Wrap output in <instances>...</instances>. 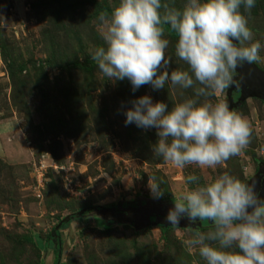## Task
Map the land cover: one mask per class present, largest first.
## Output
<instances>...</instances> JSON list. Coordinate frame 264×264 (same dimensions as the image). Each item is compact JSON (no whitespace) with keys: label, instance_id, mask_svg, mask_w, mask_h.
<instances>
[{"label":"rangeland","instance_id":"rangeland-1","mask_svg":"<svg viewBox=\"0 0 264 264\" xmlns=\"http://www.w3.org/2000/svg\"><path fill=\"white\" fill-rule=\"evenodd\" d=\"M161 2L182 10L186 0ZM118 4L119 0H0V257L4 258L0 264H140L141 252L137 256L136 252L144 245L155 255L150 259L145 253L144 264H188L164 255L169 244L179 245L173 251L177 256L185 251L193 256L192 264H206L185 241L196 231L212 229H194L190 223L172 228L167 239L155 223L138 228L91 208L153 197L149 178L160 189L167 185L178 199L184 191L225 172L246 182L264 163V100L255 96L230 107L249 122L252 133L248 146L222 165L177 168L153 155L156 128L126 125V110L144 95L153 103L163 101L171 110L194 98V89L173 87L169 81L160 90L146 84L133 91L127 78L113 82L102 74L91 58L95 48L107 47L98 17L101 12L111 15ZM261 6L240 11L247 17L253 41L262 45V59L256 64L264 69ZM164 27V38L169 40L166 56L172 60L169 72H190L175 55L177 34ZM86 60L96 67L84 69ZM9 68L17 71L15 80ZM235 92L240 90L233 88L236 100L240 93L235 98ZM196 99L228 104L229 88L218 96ZM189 175L198 181L186 182ZM85 208L86 213L58 227L64 217ZM100 219L112 227L106 230L98 224ZM56 233L58 243L53 240ZM120 242L123 251H115Z\"/></svg>","mask_w":264,"mask_h":264},{"label":"clouds","instance_id":"clouds-1","mask_svg":"<svg viewBox=\"0 0 264 264\" xmlns=\"http://www.w3.org/2000/svg\"><path fill=\"white\" fill-rule=\"evenodd\" d=\"M254 6L255 0H186L177 10L161 0H119L111 15L100 13V34L107 47L95 48L91 58L108 80L127 78L133 91L146 84L160 90L169 81L173 87L194 89V98L171 110L163 101L153 103L149 95L133 100L126 110V125L156 128L155 157L177 168H215L250 143L252 129L242 115L227 103H198L196 98L222 94L237 84L238 66L261 61L262 45L253 41L240 11L243 7L250 12ZM165 25L177 34L175 55L190 72H169ZM196 181L195 175L186 178L188 183ZM149 188L154 198L162 197L159 184L150 178ZM181 218L192 224L212 222V230L196 231L185 241L206 264H264V199L254 185L225 172L174 201L166 220L179 225Z\"/></svg>","mask_w":264,"mask_h":264},{"label":"water","instance_id":"water-1","mask_svg":"<svg viewBox=\"0 0 264 264\" xmlns=\"http://www.w3.org/2000/svg\"><path fill=\"white\" fill-rule=\"evenodd\" d=\"M237 75L234 77L236 79L237 84L231 85L229 87V100L228 106L229 108L232 107L233 104H238L242 100H244L248 96H255L259 97L264 100V69L260 68L256 63H244L243 65L238 66ZM233 88L240 90L239 97L235 100L232 94ZM247 183L252 184L255 186L256 191L259 193L260 197L264 199V163L260 165L259 170L257 171L256 175L251 177L247 180ZM150 199L149 198L145 203H138V206H130V207H122V206H114V207H101V206H94L90 207L91 209L96 208L97 210H101V212L105 215H109L110 212H118L124 214L127 220L124 222H129L136 224L138 228L142 227V225H148L151 222L154 224H164L166 223L167 226H174L171 225V222H164L159 216L160 214H156L154 219H151L153 215L150 213ZM159 199V198H158ZM169 199L167 201L159 200L160 203L164 204L166 202L167 207H173L174 203H169ZM251 210V209H249ZM87 208L76 212L70 216L64 217L60 222L58 227L64 222H67L75 215L80 216L86 213ZM202 222L199 221L195 223V227L201 226ZM176 226H186V224L179 222V225ZM189 226V225H188ZM57 234V233H56ZM56 236L53 237V240Z\"/></svg>","mask_w":264,"mask_h":264},{"label":"trees","instance_id":"trees-1","mask_svg":"<svg viewBox=\"0 0 264 264\" xmlns=\"http://www.w3.org/2000/svg\"><path fill=\"white\" fill-rule=\"evenodd\" d=\"M260 6V5H262L261 7H264V0H255V7L256 6ZM2 51H4V48L2 49L1 48V52ZM3 53V55H4V52H2ZM4 61L8 64L7 66H9L10 65V63L6 60V57H5V55H4ZM75 63H78V64H80V65H82L81 63H79V62H77V61H74ZM87 65V66H86ZM95 65H93V61L92 60H90V61H85V63L83 64V67H84V69H88V68H92V67H94ZM96 67V66H95ZM9 70H11V73H10V76H11V78H13V80H15L16 79V77H17V71L16 70H12V68H9ZM76 92H77V90H75ZM239 93L240 92H235L234 93V95H235V98H237V96L239 95ZM77 96V95H76ZM144 143H146V144H148L147 142H144ZM157 184H159V183H157ZM162 191H163V195H162V197H160L159 199H172V200H176V199H173V197H172V193H171V191H170V189L169 188H167V185H165V184H163V186H162ZM87 212V211H86ZM100 222L98 223L100 226H102L103 228H105L106 230H109L111 227H112V225L113 224H110V223H106V222H104V220H102V219H100L99 220ZM212 222L211 221H207V220H205V221H203L202 222V225L201 226H197L196 228L198 229V230H205V229H212L213 228V226H212V224H211ZM207 224H209V226L208 227H206L207 226ZM63 225H64V227H66L67 226V223L65 222V223H63ZM150 226H148V228H149ZM196 228H194V229H196ZM142 229V228H141ZM144 229V228H143ZM172 229V227H163V229H161V231H162V236L163 237H166V235L169 233V231ZM139 233V232H138ZM60 233H57L55 236V238H54V241L55 242H59V235ZM52 236V235H51ZM50 236V238H52ZM167 239H168V237H166ZM49 241V240H48ZM123 242V241H122ZM39 243V242H38ZM37 243V244H38ZM46 244H47V242H45ZM38 246H40L39 244H38ZM123 246H124V250L126 249V246L123 244ZM143 248V249H142ZM178 248H179V245H176V244H169L168 246H166L165 247V249L163 250V251H165L166 252V254H164V255H166V257H168L169 255H171L170 256V258H172V259H174L175 261H178V259H184V260H186V262L188 263V264H192V258H193V256L191 255V254H189L188 252H186L185 253V251H181L180 252V255H178L177 256V254H174V252L173 251H178ZM115 251H118L119 249H121V252L123 251L122 250V248H121V242L118 244V246H115ZM155 249V248H154ZM154 249H152V250H154ZM138 251H140L141 253V260H139V262H140V264H144L145 263V259L147 258V255L145 254V253H147L149 256H150V259L152 258V256H155V255H150L149 254V247L148 246H146V245H144V246H141V247H139L138 246V250H137V252H136V256L138 255L137 253H138ZM16 255L18 254V252H16L15 253ZM37 256H39V254L37 253L36 254ZM125 257H127V255L125 254L124 255ZM1 259L3 258V256H1L0 257ZM4 259V258H3ZM127 259V258H126ZM71 264H75V262H70ZM67 264V263H66ZM88 264H93V262L91 263H88ZM123 264H130L129 262H124L123 261Z\"/></svg>","mask_w":264,"mask_h":264},{"label":"flooded vegetation","instance_id":"flooded-vegetation-1","mask_svg":"<svg viewBox=\"0 0 264 264\" xmlns=\"http://www.w3.org/2000/svg\"><path fill=\"white\" fill-rule=\"evenodd\" d=\"M246 183H247V181H246ZM151 199H150V213H152L153 215L151 216V219H154L155 217H156V214L158 213V214H160V218L162 219V220H164V222H170V221H167L166 220V215H167V213H168V211H169V209L171 208L170 206L169 207H167V204L166 203H168V202H166V203H164V204H162V203H160L159 202V199L158 198H154V197H150ZM149 199V197H145V196H141V198H139V199H137V200H130V201H127L126 203H124L123 204V206L122 207H126V206H138V203L139 202H141V203H145L147 200ZM168 200V199H167ZM166 200V198L163 200V201H167ZM170 201H169V203H174V201L175 200H172V199H169ZM107 216H109V218H114V217H118L119 219H123V220H127V218L128 217H126L124 214H122V213H118V212H116V211H114V212H110V214L109 215H107ZM180 222L181 223H184V224H190V222L187 220V218H181V220H180ZM197 222H199V220H197L196 221V223ZM157 225V224H156ZM195 224H190L189 226H191L192 228H196L195 226H194ZM209 226V224H207V226L206 227H208ZM157 227H159L160 228V230L161 229H163V227H172V228H180V227H178V226H176V225H174V226H167L166 225V223H164V224H162V225H160V224H158L157 225Z\"/></svg>","mask_w":264,"mask_h":264}]
</instances>
